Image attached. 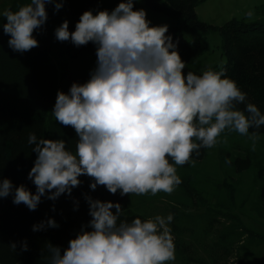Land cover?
<instances>
[{
    "label": "clouds",
    "instance_id": "1",
    "mask_svg": "<svg viewBox=\"0 0 264 264\" xmlns=\"http://www.w3.org/2000/svg\"><path fill=\"white\" fill-rule=\"evenodd\" d=\"M56 0H30L18 11L5 10L3 32L10 36L13 51L26 52L38 46L33 32L47 19L46 4ZM249 16L252 13H248ZM144 9L134 10V0H123L111 12L85 11L69 31L65 20L55 29V38L75 46H96V67L83 84L73 83L69 92L58 91L52 110L56 121L70 126L78 137L75 153L65 141L29 136L37 154L28 179L33 194L23 184L0 181V198L13 196L15 205L35 211L41 197L55 201L81 184L86 175L90 188L104 186L121 196L158 192L171 194L182 181L177 166L191 162L199 148L220 143L227 130L247 136L255 151L259 135L252 127L264 125V114L255 104H244L247 95L237 83L211 68L197 75L184 69L168 25L150 26ZM227 143V140L223 141ZM171 161V162H170ZM230 163V161H229ZM90 231L81 229L61 254L50 244L51 264H169L175 260L170 222L155 216L142 222L117 223L120 203L86 196ZM56 228L52 218L33 225V231ZM16 247L15 244L12 245ZM23 250L27 251L24 243Z\"/></svg>",
    "mask_w": 264,
    "mask_h": 264
},
{
    "label": "trees",
    "instance_id": "2",
    "mask_svg": "<svg viewBox=\"0 0 264 264\" xmlns=\"http://www.w3.org/2000/svg\"><path fill=\"white\" fill-rule=\"evenodd\" d=\"M204 1L206 0H144V6L174 19L175 24L168 27L166 35L172 37L176 45L175 50L186 64L185 75L188 72L202 74L204 70L197 67L204 50L202 39L210 33L218 32L222 36V55L228 61L222 65L225 75L234 80L247 95L245 103L237 107L244 110L247 103H252L264 114V19L248 21L247 14V17L241 20H232L224 26H214L202 21L196 12V7ZM56 2H61L62 7L56 10L54 3L46 4L48 19L41 28L33 32L38 46L26 52L13 51L9 47L10 36L3 32L6 18L0 15V86L7 89L0 94V181L9 179L14 188L23 184L33 194L36 192V186L28 179V173L34 166L37 154L32 151L35 145L29 144V136L35 134L37 142L41 139L63 140L66 149L75 153L78 141L75 130L59 124L52 110L57 92L63 91L67 94L73 83H85L90 79V73L96 67L97 61L96 46L92 42L79 47L70 40L60 42L55 38V29L67 20L69 31H75L76 23L85 11L91 10L94 15L102 10L111 12L123 0ZM29 3L30 0H11L7 10L15 12ZM134 10H139L135 3ZM260 10L264 16V5L257 12ZM183 27L189 28L197 37L188 40ZM211 69L220 71L221 66ZM11 91L15 92L14 96ZM252 132H256L260 137L256 141L255 151L252 150V141L247 136L234 131L226 130L218 143L221 164L251 176V190L242 198L239 206L238 187L227 178L221 182L211 179L208 174L200 176L191 162L177 166V174L182 182L176 188L183 195H178L182 206L187 210L192 207L205 208L206 212L200 218L206 221L208 228L213 226L218 216L235 221L220 234L218 245L226 249L235 246L236 242L247 241L251 246L264 244V234L248 227L242 220V214L238 213V210H242L246 202L250 201L254 212L264 216V125L250 128L249 134ZM225 138L227 143L223 142ZM211 150L213 147L199 148L197 152H193L192 161L207 158ZM79 180L81 184L72 189L71 195L64 193L55 201L47 199L50 193L41 197V203L35 211H30L24 204L15 205L12 195L0 198V207L21 208L25 220L21 223L22 229L7 222L4 224L0 220V251L11 243L18 244L17 252L20 251L22 264H51L50 244L58 246L63 254L69 241L74 239L82 228L91 230L88 224L92 217L89 215L86 196L100 201L120 203L122 213L117 223H131L136 218L143 222L152 218L133 210L130 206L132 195L135 194L121 196L118 191L113 195L104 186L99 185L92 190V178L81 175ZM208 184L214 186V194L217 192L218 200L205 197ZM173 210L177 212L174 214L175 219H179L181 215L185 219L190 217L185 211L179 213L177 207ZM49 218L54 219L58 227L33 231V225ZM186 226L179 223L175 226L180 236L181 230ZM24 243L27 244V251L23 250ZM197 261L198 264H207L202 259Z\"/></svg>",
    "mask_w": 264,
    "mask_h": 264
},
{
    "label": "rangeland",
    "instance_id": "3",
    "mask_svg": "<svg viewBox=\"0 0 264 264\" xmlns=\"http://www.w3.org/2000/svg\"><path fill=\"white\" fill-rule=\"evenodd\" d=\"M11 0H0V15L8 9ZM134 3L139 9H144L147 13L146 18L151 22L150 26L168 25V27L175 24L172 17L153 11L144 6V0H134ZM264 5V0H206L196 7V12L199 18L205 23L214 26H224L232 20H241L247 17L248 13H252L247 18L248 21H256L264 19L261 14V9ZM184 35L188 40H193L197 34L192 32L189 28L183 27ZM204 44L203 54L197 63L200 70H207L214 66L225 65L228 61L222 55V36L218 32L210 33L206 38L202 39ZM4 86H0V94L6 92ZM14 96L15 92L11 91ZM219 145L213 147L209 155L205 159H201L194 163L195 168L199 171L200 176L208 174L211 179L220 180L221 182L227 178L232 184L238 187L237 200L238 206L242 202V198L250 192L252 186V179L249 174L239 173L231 166L221 164L219 159ZM205 191H207V198H213L214 201L218 200L216 197L217 192L214 194V186L208 184ZM258 185L256 186V188ZM209 194V195H208ZM180 190L175 187L171 194L165 192H158L152 195L150 192L143 195H132L130 206L133 210L145 213L154 218L159 215L167 217L169 214L173 216L169 227L173 242L175 246V260L169 264H198L199 259L204 260L207 264H264V244L260 246L250 245L248 242H236L235 246H229L228 249L218 245L220 243V234L227 229L232 223L233 219L218 216L217 220L211 228H208L206 221L201 220V215H204L206 210L201 207H192L189 210L182 206L180 201ZM254 198V195L251 196ZM174 207H177L178 212L185 211L190 217L184 218L183 215L179 219L174 218ZM188 211V212H186ZM22 209L14 207H0V220L13 226L21 228V223H24L22 217ZM242 214L243 222L256 232L264 234V216L254 212L251 202H246L242 210H238ZM180 224L183 227L182 235L177 232L176 225ZM176 224V225H175ZM176 229V230H175ZM208 229V230H207ZM206 231V233L204 232ZM246 236V235H245ZM4 246L0 251V264H22L20 258V251L17 252L18 244L13 248L12 245ZM11 248V249H10Z\"/></svg>",
    "mask_w": 264,
    "mask_h": 264
}]
</instances>
